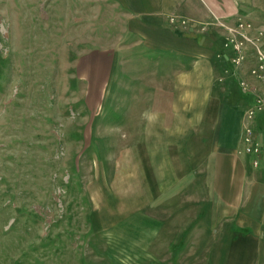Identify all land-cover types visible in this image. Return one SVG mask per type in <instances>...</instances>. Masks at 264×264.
I'll list each match as a JSON object with an SVG mask.
<instances>
[{
  "label": "rangeland",
  "instance_id": "1",
  "mask_svg": "<svg viewBox=\"0 0 264 264\" xmlns=\"http://www.w3.org/2000/svg\"><path fill=\"white\" fill-rule=\"evenodd\" d=\"M115 6L0 0V264H171L155 233L188 198H143V164L188 157L143 154V46ZM117 49L114 81L91 75Z\"/></svg>",
  "mask_w": 264,
  "mask_h": 264
},
{
  "label": "crops",
  "instance_id": "2",
  "mask_svg": "<svg viewBox=\"0 0 264 264\" xmlns=\"http://www.w3.org/2000/svg\"><path fill=\"white\" fill-rule=\"evenodd\" d=\"M114 1L125 19L123 38L143 46V154L188 157L178 166L169 163L165 174L159 164H143V198H155L158 207L168 198H188L186 207L172 199L169 215L188 224L173 222L168 235L162 221L156 249L171 250V264H264V112L256 119L262 153L255 167L254 155L238 153L244 112L255 96L241 91L236 75L219 82L230 68L216 58L221 33L196 32L213 14L228 21L242 17L264 30V0ZM171 16L191 23L181 31L169 23ZM120 56L119 49L94 56L91 75L112 83ZM197 219L203 220L199 226Z\"/></svg>",
  "mask_w": 264,
  "mask_h": 264
},
{
  "label": "built area",
  "instance_id": "3",
  "mask_svg": "<svg viewBox=\"0 0 264 264\" xmlns=\"http://www.w3.org/2000/svg\"><path fill=\"white\" fill-rule=\"evenodd\" d=\"M169 23L174 28L184 31L191 20L171 16ZM215 29L222 37V48L217 51L216 58L226 59L230 64V68L224 70L219 82H224L230 74L236 75L241 91L255 96L254 105L244 112L243 148L238 153L254 155L256 159L253 164L257 167L262 153V145L257 136L256 119L264 112V91L259 92L260 85L264 88V30L256 28L252 22L242 17H238L236 21H228L213 14L209 22L200 24L196 28V32L206 35ZM245 70L246 76L240 77Z\"/></svg>",
  "mask_w": 264,
  "mask_h": 264
}]
</instances>
